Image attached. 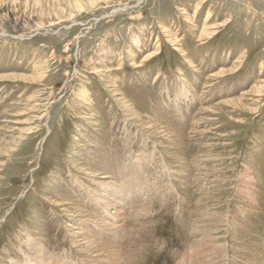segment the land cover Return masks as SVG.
I'll return each mask as SVG.
<instances>
[{"label": "rangeland", "instance_id": "374dc122", "mask_svg": "<svg viewBox=\"0 0 264 264\" xmlns=\"http://www.w3.org/2000/svg\"><path fill=\"white\" fill-rule=\"evenodd\" d=\"M263 84L264 0H0V264H264Z\"/></svg>", "mask_w": 264, "mask_h": 264}, {"label": "bare ground", "instance_id": "6f19581e", "mask_svg": "<svg viewBox=\"0 0 264 264\" xmlns=\"http://www.w3.org/2000/svg\"><path fill=\"white\" fill-rule=\"evenodd\" d=\"M76 1V0H75ZM264 85V84H263ZM262 85V86H263ZM258 93V92H257ZM260 97V96H259ZM234 104V103H233ZM209 111V110H208ZM130 116V115H129ZM133 116V115H132ZM132 116H130V117H132ZM136 119V118H135ZM108 178V177H107ZM107 178H105V179H107ZM103 186H105L103 189H102V192H103V195H107L106 197H109L110 196V198H108L109 200H111V203L112 204H114V203H116L115 201V199H114V197H113V191H112V187L109 185V184H107V185H104L103 184ZM102 187V186H101ZM115 188V187H114ZM124 188V187H123ZM111 189V195L109 194V190ZM133 189H136V188H133ZM115 193V192H114ZM116 193H118V192H116ZM117 196V195H116ZM119 197V196H118ZM115 198H117V197H115ZM95 202V201H94ZM117 204V203H116ZM78 210V209H77ZM79 211V210H78ZM206 227V226H205ZM75 230H78L77 228H74ZM79 231V230H78ZM74 234H76V235H78V233L77 232H74L73 233V235ZM76 238L75 239H77L78 238V236H75ZM76 242H78V241H76ZM32 244H33V242H31ZM31 243H29V244H31ZM98 247H99V245H97ZM105 247H106V244L104 245ZM114 245L112 244V247H113ZM110 247H111V245L109 246V250H108V252H110V250H112V249H110ZM90 248V247H89ZM107 248V247H106ZM31 249V251L33 252L34 250H36V248L35 247H31L30 248ZM92 249V248H91ZM38 250V249H37ZM36 250V251H37ZM90 250V249H89ZM95 251V250H94ZM104 251V250H103ZM41 252V251H40ZM39 252V250H38V253H40ZM112 252H113V250H112ZM118 253V252H117ZM92 255V254H91ZM106 255V254H105ZM107 255H110L109 253H107ZM113 255V254H112ZM38 256H36V258H37ZM40 257H41V254H40ZM98 257V256H97ZM35 258V259H36ZM92 258V257H91ZM195 258V257H194ZM34 259V260H35ZM109 259V258H108ZM95 260V259H94ZM58 262V261H57ZM56 262V263H57ZM110 263V262H109ZM32 264H41V263H39V259H37L36 261H33L32 262ZM112 264H114V263H112ZM193 264H208V262L206 261V257L204 258V259H202L201 257L198 259V262H194Z\"/></svg>", "mask_w": 264, "mask_h": 264}]
</instances>
